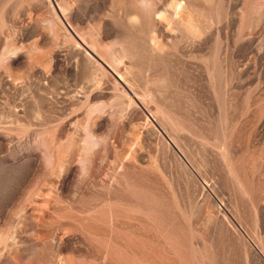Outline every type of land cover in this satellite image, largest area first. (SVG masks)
Listing matches in <instances>:
<instances>
[{"label": "rangeland", "instance_id": "374dc122", "mask_svg": "<svg viewBox=\"0 0 264 264\" xmlns=\"http://www.w3.org/2000/svg\"><path fill=\"white\" fill-rule=\"evenodd\" d=\"M0 264H264V0H0Z\"/></svg>", "mask_w": 264, "mask_h": 264}, {"label": "clouds", "instance_id": "9594fccd", "mask_svg": "<svg viewBox=\"0 0 264 264\" xmlns=\"http://www.w3.org/2000/svg\"><path fill=\"white\" fill-rule=\"evenodd\" d=\"M141 7H144V5H141ZM128 23L130 25H137L139 24V17L136 15H131L128 17Z\"/></svg>", "mask_w": 264, "mask_h": 264}]
</instances>
